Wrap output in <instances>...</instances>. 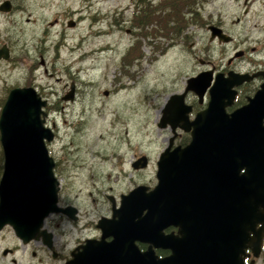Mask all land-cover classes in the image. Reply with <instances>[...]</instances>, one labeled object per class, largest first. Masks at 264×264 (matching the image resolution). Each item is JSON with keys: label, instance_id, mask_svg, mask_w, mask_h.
<instances>
[{"label": "rangeland", "instance_id": "rangeland-1", "mask_svg": "<svg viewBox=\"0 0 264 264\" xmlns=\"http://www.w3.org/2000/svg\"><path fill=\"white\" fill-rule=\"evenodd\" d=\"M12 4L13 10L0 11V41L12 56L0 62V109L13 86L29 83L42 98L57 103L59 92L74 82L80 92L76 101L62 111L51 109L46 120L57 132L47 143L50 154L75 167L65 178L72 196L88 191L94 196L96 188L108 186L115 188L113 192L125 191L139 181L130 162L134 154H156L171 136L168 127L157 123L168 96L181 91L198 67L187 60L190 48L205 42V37L197 39V27L219 17L230 20L226 23L230 25L237 11L234 0H12ZM144 12L148 14L139 27L136 15ZM191 27V39H185ZM126 59L132 62L127 65ZM106 90L112 92L108 97ZM2 165L0 145V175ZM256 264H264V250Z\"/></svg>", "mask_w": 264, "mask_h": 264}, {"label": "water", "instance_id": "water-1", "mask_svg": "<svg viewBox=\"0 0 264 264\" xmlns=\"http://www.w3.org/2000/svg\"><path fill=\"white\" fill-rule=\"evenodd\" d=\"M10 9L9 0L0 3V11ZM73 25L70 21L69 26ZM8 58V48L0 46V59ZM209 79L206 73L190 77L185 90L191 89L202 96ZM234 80L221 84L216 79L209 90L206 107L197 112L192 121L187 117L189 107L182 103L184 93H172L157 123L159 127L180 126L190 133L188 145L173 153L176 158L171 159L168 153L161 157V163L175 160L186 163V167L159 177L164 185L165 182L169 185L171 179V186L176 189L170 199V209L180 226L177 242L184 241L187 249H191L186 257L187 264H244L245 256L256 258L261 251L264 236V89L257 91L242 107L227 112L226 106L231 104L235 93L231 90ZM242 80L238 78L236 83ZM45 104L46 100L33 87L15 86L8 91L0 109L3 153L0 229L9 224L24 240L36 236L44 218L59 211L58 180L46 145L54 133L45 124ZM155 195V188L144 193L143 186L122 194L120 206L113 214V218L117 217L113 221L115 227L120 229L125 222H134L138 214L145 227L143 235H146V228L153 225L157 211ZM143 210L146 214L140 217ZM147 241L153 242L152 239ZM140 256L143 262L139 264H174L175 260L171 256L156 261L151 250ZM254 258L249 264H254Z\"/></svg>", "mask_w": 264, "mask_h": 264}, {"label": "flooded vegetation", "instance_id": "flooded-vegetation-1", "mask_svg": "<svg viewBox=\"0 0 264 264\" xmlns=\"http://www.w3.org/2000/svg\"><path fill=\"white\" fill-rule=\"evenodd\" d=\"M9 1L10 10H13L12 0ZM234 3L237 11L231 24H226L230 20L219 17L207 22L204 27H197L199 31L197 39L205 37V42L196 44L197 47L201 46L198 53L194 50L196 46H192L187 52L189 63L194 65L196 62L198 67L194 68L186 79L199 73H206V78H210L202 96L191 89L186 91L185 85L181 91L176 92L184 93L182 103L189 107L187 112L189 121L206 107L210 96L209 90L216 79L221 84L231 83V80L235 79L231 86L232 92L235 93L231 104L226 107L228 112L242 107L257 91L264 89V0H234ZM194 14L196 18L201 19L198 12ZM192 31L194 27L186 32L184 38L191 39ZM2 44L0 41V46ZM10 55L9 53V59L12 57ZM1 61L3 60L0 59ZM41 64L45 65L43 59ZM44 71L46 72V68ZM238 78L243 80L236 83ZM28 84L25 86H30ZM71 87L73 89L70 93ZM69 88L59 92L57 103H53L48 97L44 98L45 124L47 113L51 109L62 111L65 105L76 101L80 92L75 88L74 82L70 83ZM108 93L112 94L107 90L106 94L103 92L107 97ZM262 124L264 125V119ZM166 127L170 129L171 136L156 154L150 151L148 154H134L130 167L140 178L125 191L113 192L115 188L108 186L107 189L112 190L110 193L105 187L103 190L98 187L94 196L91 191L72 196L65 187V178L70 176L71 169L75 167L71 166L72 163L65 164L49 152L54 161L53 172L58 180L59 211L46 216L39 233L28 240L18 237L9 224L4 225L0 229V264H139L143 262L140 254L147 250H151L156 261L172 256L175 258L174 264H187L186 257L191 249H187L188 245L184 241L177 242V237H180V226L170 209V199L176 193V189L171 186V179L169 185L167 182L164 185L159 177L186 167V163L175 160L167 162L168 164L161 163V157L163 153H168L171 159L176 158L173 153L181 151L188 145L190 133L180 126L173 128L167 124ZM51 129L54 133L51 140L53 141L57 132L53 124ZM92 174L96 175L94 172ZM137 186H143L144 193L155 188L156 193L154 205L157 211L153 225L149 224L146 228V235H143L145 227L141 224L138 214L134 222L119 225L120 229L116 228L113 222L117 218H113V214L120 206L121 195L127 194ZM97 206L104 210H97ZM91 209L93 210L90 211ZM145 214L146 210L141 211L140 217ZM117 232L121 235L118 236ZM147 239H152L153 242H148ZM262 250L264 239L261 252ZM246 252L250 253V250L246 249ZM251 259L252 255L245 256L244 264H249Z\"/></svg>", "mask_w": 264, "mask_h": 264}, {"label": "trees", "instance_id": "trees-1", "mask_svg": "<svg viewBox=\"0 0 264 264\" xmlns=\"http://www.w3.org/2000/svg\"><path fill=\"white\" fill-rule=\"evenodd\" d=\"M173 5V4H172ZM191 7V6H190ZM161 9H163V7H161ZM186 10H188V7H186ZM146 14H148L147 12H144V15L141 13L140 15H136V17H137V20H138V23H137V25L139 26V27H141V23L143 22V17H145V15ZM163 15H165L164 14V12H163ZM143 29H145V23H143ZM144 35H146V32L144 33ZM140 57V53L135 57V59L136 58H139ZM133 59V58H132ZM132 59H126L125 61L127 62V65L128 64H130L131 62H132ZM4 99L5 98H3L2 99V101H1V104L3 103V101H4Z\"/></svg>", "mask_w": 264, "mask_h": 264}]
</instances>
